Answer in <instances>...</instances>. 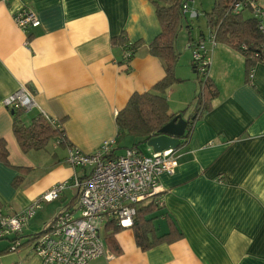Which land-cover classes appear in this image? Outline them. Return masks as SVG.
<instances>
[{"label":"crops","instance_id":"crops-1","mask_svg":"<svg viewBox=\"0 0 264 264\" xmlns=\"http://www.w3.org/2000/svg\"><path fill=\"white\" fill-rule=\"evenodd\" d=\"M257 4L264 10V0ZM190 7L198 13L196 1ZM23 8L32 10L40 23L27 33L13 21ZM160 32L155 8L147 0H0V140L8 153V166L0 163L2 215L19 214L55 184L87 175L88 168L74 169L65 162L68 149L94 154L103 141L117 136L115 117L129 98L149 91L164 77L163 62L148 54V45ZM121 35L142 44L128 61V50L112 45ZM199 37H204L202 32L195 39L190 34L177 45L175 74L182 82L165 94L169 113L186 110L184 119L193 113L199 91L187 46ZM207 50L208 78L217 96L189 140L181 139L175 172L159 176L160 207L152 216L158 236L168 232L167 215L182 239L142 252L132 229L114 234L110 244L105 238L111 231L104 228L110 258L93 264H264V63L255 64L249 78L240 53L219 44H207ZM20 88L36 105L22 115L23 124L42 111L59 121L64 144L53 139L44 150L21 152L11 112L2 104ZM130 147L117 144L113 155L121 156ZM74 197L75 189L67 188L42 224ZM8 245L0 240V254ZM0 260L40 264L27 249L3 253Z\"/></svg>","mask_w":264,"mask_h":264},{"label":"built area","instance_id":"built-area-1","mask_svg":"<svg viewBox=\"0 0 264 264\" xmlns=\"http://www.w3.org/2000/svg\"><path fill=\"white\" fill-rule=\"evenodd\" d=\"M191 4L192 0H185L181 10L190 19L198 18ZM245 12L256 20L257 29L264 36V10L259 7L257 0H229L226 14L239 15ZM13 21L25 33L40 25L35 13L27 8L14 14ZM207 44L211 47L216 45L215 29L208 30L206 37H199L187 46L192 67L202 80L209 73ZM242 48L247 49L245 46ZM129 57L128 51L125 56L127 61ZM253 58L264 63V44ZM251 77L252 71L249 73ZM2 104L8 110L23 113L36 107L24 88L5 98ZM40 116L52 128L62 131L58 120L42 111ZM62 143L63 138L58 139L57 144ZM116 145L117 136L103 141L92 155L69 148L65 162L74 169L88 168L89 172L84 178L73 175L69 181L55 184L19 214L5 216L0 213V240L8 242L9 252H16L25 243L18 237L36 211L45 203L59 200L65 190L71 187L75 189L74 200L44 226L40 235L31 240L29 251L39 258L40 264H93L103 257L109 259L102 237L106 224L114 221L122 230L131 229L135 217L134 206L160 194L159 176L172 175L179 159L177 150L173 149L143 155L136 148H128L123 155L114 156L113 148Z\"/></svg>","mask_w":264,"mask_h":264},{"label":"trees","instance_id":"trees-1","mask_svg":"<svg viewBox=\"0 0 264 264\" xmlns=\"http://www.w3.org/2000/svg\"><path fill=\"white\" fill-rule=\"evenodd\" d=\"M147 1L155 8L161 29V32L148 45V54L163 62L165 75L149 91L142 94L134 93L125 107L115 117V124L118 129L117 143L120 144L125 137H130L137 141L130 148L136 149H138V144H145L149 139L157 136L158 131L174 116L169 113L165 94L171 86L182 82L175 74L180 58L177 50V38L184 28L185 22L187 23V17L181 10L182 3L185 0ZM228 2L229 0H215L212 9L210 12L205 13L204 17L208 29H215L216 44L225 45L244 57L246 75L249 77L250 71H252L255 64L259 63V60L253 58V55L258 51L260 52V47L264 44V36L258 31L256 20L249 13L245 12L248 14L247 16H244V13L239 15L226 14ZM112 45H120V47L126 48L130 52L128 60L142 46L140 42L129 43L123 35L112 39ZM243 46L247 49L243 50ZM196 79L200 91L194 98V111L186 119L187 126L182 138L184 143L189 140L195 123L204 112L210 109L211 100L217 96V90L208 77L202 80L196 74ZM10 112L12 116V133L22 153L27 154L31 151L44 150L53 139L63 138L62 144L65 143L63 131L52 128L41 116L33 119L29 125H24L22 122V111L10 110ZM185 112L186 110L181 113L184 114ZM7 157L6 143L1 139L0 163L8 166ZM20 171H26V169H20ZM20 181L21 177L17 178L14 185H18ZM159 196L160 194H157L150 200L140 202L134 206L135 217L131 229L135 244L142 252L161 245H170L182 239L181 232L171 217L167 215L165 216V221L168 232L163 236L157 235L152 216L159 210L160 206L157 203ZM105 230L111 231V234L105 238L111 244L113 235L122 229L114 221H110L106 224ZM40 233L31 235L28 241L35 239ZM1 253L0 255L9 253L8 248Z\"/></svg>","mask_w":264,"mask_h":264},{"label":"rangeland","instance_id":"rangeland-1","mask_svg":"<svg viewBox=\"0 0 264 264\" xmlns=\"http://www.w3.org/2000/svg\"><path fill=\"white\" fill-rule=\"evenodd\" d=\"M194 1H196V6L198 8V15L199 16H198V18L187 19L188 23H186V25H184V28L181 30V32L178 35L177 45L180 42L186 41L190 34L192 35L193 39H195L197 36H199L200 32H202L204 37L207 36L209 29L207 27V23H206V19L204 17V14L210 12L215 0H194ZM193 7L195 8V3L193 5ZM246 15H248V14L244 13V16H246ZM187 18H188V16H187ZM186 26L189 28L187 29ZM177 50H178V47H177ZM190 56H191V53H190ZM192 76H193V79H196V74H192ZM199 91H200V88H199ZM199 91H198V93H199ZM22 114H24V113H22ZM125 138H126L125 140L123 139V141L120 142V146H124V145L130 146V145H132V142L137 143L136 140H133L130 137H125ZM117 140H118V138H117ZM147 148L148 147L146 146V143L145 144H138V150L143 155L149 154L146 151ZM121 151H123V150H121ZM56 205H57V201L53 202L49 205H43V207L41 209L37 210L35 213V216L29 221L28 225L23 229L22 235H20L18 237L19 240H22V242H26V240L30 239L31 235H34V234L41 232L44 228L42 221L46 220L54 212ZM31 243H32V241H28V243H26L20 249L29 250ZM20 249H18V250H20Z\"/></svg>","mask_w":264,"mask_h":264},{"label":"water","instance_id":"water-1","mask_svg":"<svg viewBox=\"0 0 264 264\" xmlns=\"http://www.w3.org/2000/svg\"><path fill=\"white\" fill-rule=\"evenodd\" d=\"M186 126L187 120L182 117V113L176 114L158 131L157 136L146 142V146L154 153L169 149L177 150L184 137Z\"/></svg>","mask_w":264,"mask_h":264}]
</instances>
